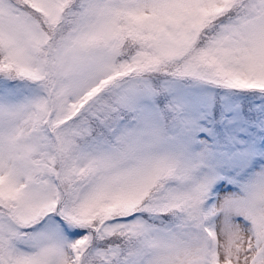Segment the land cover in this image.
<instances>
[{
	"label": "snow or ice",
	"instance_id": "1",
	"mask_svg": "<svg viewBox=\"0 0 264 264\" xmlns=\"http://www.w3.org/2000/svg\"><path fill=\"white\" fill-rule=\"evenodd\" d=\"M0 264H264V0H0Z\"/></svg>",
	"mask_w": 264,
	"mask_h": 264
}]
</instances>
